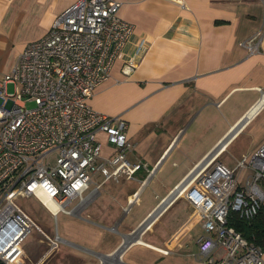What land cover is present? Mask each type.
Returning <instances> with one entry per match:
<instances>
[{
	"label": "crops",
	"instance_id": "crops-1",
	"mask_svg": "<svg viewBox=\"0 0 264 264\" xmlns=\"http://www.w3.org/2000/svg\"><path fill=\"white\" fill-rule=\"evenodd\" d=\"M74 1L0 0V77ZM120 1L133 32L90 104L125 119L127 158L146 167L117 180L94 173L83 200L54 215L59 227L45 226L57 249L36 229L22 240L14 254L26 264H211L198 256L203 228L179 189L213 159L234 167L264 143V43L252 55L240 45L264 23L259 0ZM129 60L137 65L125 74ZM99 139L103 155L115 151Z\"/></svg>",
	"mask_w": 264,
	"mask_h": 264
},
{
	"label": "built area",
	"instance_id": "built-area-1",
	"mask_svg": "<svg viewBox=\"0 0 264 264\" xmlns=\"http://www.w3.org/2000/svg\"><path fill=\"white\" fill-rule=\"evenodd\" d=\"M264 6V0H259ZM120 0H75L63 9L40 38L29 42L12 68L0 77V260L26 264L14 254L33 230L48 250L58 248L60 236L49 235L18 203L34 196L53 215L80 197L100 172L104 180L133 178L140 161H130L133 148L120 115H109L90 104L95 87L108 79L115 59L133 32L119 15ZM264 23L240 41L248 55L259 53ZM144 42L140 41L136 54ZM127 61L123 73L134 71ZM13 91H8V86ZM261 91L264 100V91ZM114 146L102 154L99 135ZM210 165V166H209ZM251 173L242 182V168ZM150 173L152 170L149 171ZM198 216L203 233L198 256L211 264H264V249L228 224L230 211L254 216L264 203V143L234 167L213 159L179 189ZM135 191L128 202L137 198ZM126 209V207H125ZM223 250L219 258L212 252Z\"/></svg>",
	"mask_w": 264,
	"mask_h": 264
},
{
	"label": "trees",
	"instance_id": "trees-1",
	"mask_svg": "<svg viewBox=\"0 0 264 264\" xmlns=\"http://www.w3.org/2000/svg\"><path fill=\"white\" fill-rule=\"evenodd\" d=\"M227 221L245 238L264 249V203L261 204L257 213L249 219L241 217L236 211H230ZM0 264H3L1 260Z\"/></svg>",
	"mask_w": 264,
	"mask_h": 264
},
{
	"label": "rangeland",
	"instance_id": "rangeland-1",
	"mask_svg": "<svg viewBox=\"0 0 264 264\" xmlns=\"http://www.w3.org/2000/svg\"><path fill=\"white\" fill-rule=\"evenodd\" d=\"M8 91L9 92L13 91V86L11 84H9L8 86ZM236 149L238 148L236 147ZM18 203L45 231L48 230L46 227H51L52 229L55 228V225L59 227L60 214L55 218V216L52 215L47 210V208H45L41 204V202L38 201L34 196L18 198ZM32 231L35 232L36 230H32Z\"/></svg>",
	"mask_w": 264,
	"mask_h": 264
}]
</instances>
